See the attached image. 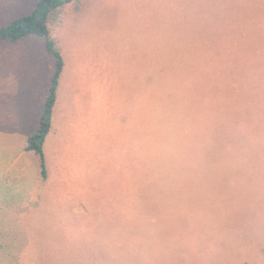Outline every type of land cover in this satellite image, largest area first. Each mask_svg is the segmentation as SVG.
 <instances>
[{
  "label": "rangeland",
  "instance_id": "rangeland-1",
  "mask_svg": "<svg viewBox=\"0 0 264 264\" xmlns=\"http://www.w3.org/2000/svg\"><path fill=\"white\" fill-rule=\"evenodd\" d=\"M37 1L0 0V25ZM49 27L46 176L33 151L38 194L25 167L0 188V264H264V0H73ZM54 71L45 39L0 40V142L27 144ZM213 148L214 182H187ZM140 154L178 194L140 204Z\"/></svg>",
  "mask_w": 264,
  "mask_h": 264
},
{
  "label": "trees",
  "instance_id": "trees-1",
  "mask_svg": "<svg viewBox=\"0 0 264 264\" xmlns=\"http://www.w3.org/2000/svg\"><path fill=\"white\" fill-rule=\"evenodd\" d=\"M71 1L73 0H38L35 7L28 14L19 16L5 25H0V40L1 41L13 42V41L20 39L21 37L25 35H35L37 37L45 39L48 50L51 51V53H53L55 56V71L52 77V84L49 88L48 95L46 96L44 100L43 110L40 116L39 126L36 129V131L28 137L27 145H26V148L28 150H32L36 154L39 155L40 165H41V176L43 178H45L46 176V171H45V162H44L42 144L50 128V118H51L52 110L54 108V104L56 100V86H57L58 77L61 72L62 63H63L58 52L54 51L51 48L52 44L50 41L51 35H50V27H49V17L53 10ZM161 92H164V90L158 89L157 86L155 88V85H154V96H155L154 102L156 104L165 102L167 100V99L166 100L162 99L163 97L160 96ZM167 93L168 92H164V97L167 96ZM243 113H244V110L239 109L237 114L234 115L235 119L241 118ZM170 123L172 122L170 121ZM201 134L203 137H207L211 139V136L209 134L207 133H201ZM195 138H197V136ZM211 146H214V140L212 141ZM210 150L201 151V152L199 150H193L197 154L196 162L201 166L209 168L208 171H204V172L211 173L210 181L205 180L203 176L200 175L199 173V175L191 174L192 176L190 177V180L187 182L189 183L192 181L196 182L198 180L199 181L204 180V182H211V181L214 182V148ZM181 162L182 161L180 160V164ZM172 164L179 165V161H175V163L173 161ZM150 165H151V160L149 162L146 161L143 154H140L138 156L139 181H138L137 187L139 188L140 204L141 203L143 204V200L145 199H149V200L154 199V201L158 202V200L162 199V197L165 194V191H164L165 186L177 187V190H174V191H177L176 193L174 192L172 193V191L170 190L171 197L178 194L179 192L178 189L181 188V185L183 184L184 181L180 180L176 176H168L164 172L160 176V177H163L164 179L163 181L160 182L158 179V175L162 171L159 174H157L153 168L149 167ZM166 180L168 181L166 182ZM163 182L164 184H161ZM152 188H153V191H152ZM158 190H160V192H158ZM154 193H157V196H156L157 198H153ZM147 195L148 197H146ZM139 215L143 218L145 217V214L141 211V209H140ZM141 225L142 223L140 222V226ZM171 229L172 227L171 226L169 227L167 225V233L168 232L172 233V231H170ZM165 231L166 229L163 223L161 224L159 233H165ZM210 231H213V229Z\"/></svg>",
  "mask_w": 264,
  "mask_h": 264
},
{
  "label": "crops",
  "instance_id": "crops-1",
  "mask_svg": "<svg viewBox=\"0 0 264 264\" xmlns=\"http://www.w3.org/2000/svg\"><path fill=\"white\" fill-rule=\"evenodd\" d=\"M26 145L27 144L25 142L21 141L18 144L0 142V188L4 189L8 181L16 179V176L22 173L23 167H25V173H27V170L31 168L32 170L35 169V181L28 190L31 191L34 189V195L32 196H35L36 194H38L37 190L42 185L41 183L43 182V180L41 179L40 174H38L40 170L38 161L34 160V158H36L37 156L35 157V155H32L34 154L33 151L28 150L26 148ZM26 154H31L32 160H29L27 157L22 158V156ZM14 171H16L14 175L11 174ZM4 198L5 196L0 195V200H3ZM0 205L5 206L6 203L0 202Z\"/></svg>",
  "mask_w": 264,
  "mask_h": 264
}]
</instances>
